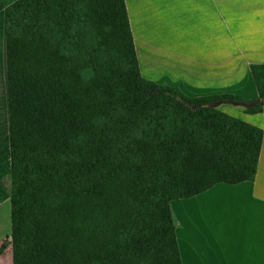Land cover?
<instances>
[{"label": "trees", "instance_id": "trees-1", "mask_svg": "<svg viewBox=\"0 0 264 264\" xmlns=\"http://www.w3.org/2000/svg\"><path fill=\"white\" fill-rule=\"evenodd\" d=\"M0 10L13 264H183L171 203L249 181L261 148L260 128L210 105L261 112L264 65L254 101L190 98L141 76L124 0Z\"/></svg>", "mask_w": 264, "mask_h": 264}, {"label": "crops", "instance_id": "crops-1", "mask_svg": "<svg viewBox=\"0 0 264 264\" xmlns=\"http://www.w3.org/2000/svg\"><path fill=\"white\" fill-rule=\"evenodd\" d=\"M124 2L143 78L190 93V98L220 94L243 102L257 98L249 67L264 65V0ZM223 110L262 130L257 170L249 181L217 184L193 198L172 203V214L175 204L186 201L194 213H202V233L208 239L201 243L197 227L187 220L186 230H175L179 254L183 264H264V103L261 112L253 115ZM2 114L0 207L6 208L10 161L6 112ZM8 250L11 247L0 245V264Z\"/></svg>", "mask_w": 264, "mask_h": 264}, {"label": "rangeland", "instance_id": "rangeland-1", "mask_svg": "<svg viewBox=\"0 0 264 264\" xmlns=\"http://www.w3.org/2000/svg\"><path fill=\"white\" fill-rule=\"evenodd\" d=\"M3 33H4V12H3V10H0V66H1V72H0V122H1V120H3V118H1V115H3L2 113L6 112V103H5L6 99L5 98L7 97V89H6V95H5V83L6 82L4 83V75H3L4 65H5V52H4L5 46H4V36H3L4 34ZM3 53H4V55H3ZM5 75H6V66H5ZM184 90L186 91V89H184ZM184 94L188 97H192V94H190V93L186 92ZM219 107L222 111H225V110H223L224 108H228L229 109L228 112H230V114H232V115L235 113L236 114H242V115L244 114V112H242L240 107H236L232 104H226V105L222 104ZM6 114L8 115V109H7ZM0 129L3 130V127H1V123H0ZM8 144H9V142H8ZM177 201H179V200H177ZM179 202H182V200H180ZM172 203H171V210H172ZM174 206H173L174 207V212H173L174 217L173 218H174L175 226L179 230H186L188 227V221L187 220L191 219V224L196 226L198 229V231H196V232L199 233V241H201V243L202 242L205 243L206 241H208L207 237L202 233V225L200 224V221H201L200 215L202 216V213H197V214H196V212L194 213L192 205L189 206L188 201H186L182 204H179V206H176V204ZM187 206L190 208L189 211L186 210ZM0 216L2 217V219H0V245L1 246L5 245V246L11 247V244H10L11 238H10V206H9V201L7 203L6 208L3 206L0 207ZM210 232H211V230H210ZM8 251H7L8 253L7 254L4 253V255L2 257V264H13L12 247H11V250H8Z\"/></svg>", "mask_w": 264, "mask_h": 264}, {"label": "water", "instance_id": "water-1", "mask_svg": "<svg viewBox=\"0 0 264 264\" xmlns=\"http://www.w3.org/2000/svg\"><path fill=\"white\" fill-rule=\"evenodd\" d=\"M234 104V103H233ZM220 105H222V103L221 102H218V103H216V104H214V105H210V106H212V107H218V106H220Z\"/></svg>", "mask_w": 264, "mask_h": 264}, {"label": "clouds", "instance_id": "clouds-1", "mask_svg": "<svg viewBox=\"0 0 264 264\" xmlns=\"http://www.w3.org/2000/svg\"><path fill=\"white\" fill-rule=\"evenodd\" d=\"M5 51V50H4Z\"/></svg>", "mask_w": 264, "mask_h": 264}]
</instances>
